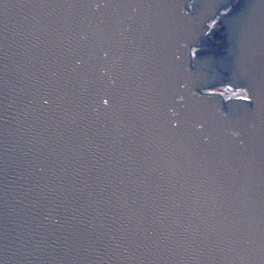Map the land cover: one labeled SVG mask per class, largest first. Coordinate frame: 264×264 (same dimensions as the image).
I'll use <instances>...</instances> for the list:
<instances>
[{"label": "water", "instance_id": "1", "mask_svg": "<svg viewBox=\"0 0 264 264\" xmlns=\"http://www.w3.org/2000/svg\"><path fill=\"white\" fill-rule=\"evenodd\" d=\"M0 264H264V0H0Z\"/></svg>", "mask_w": 264, "mask_h": 264}]
</instances>
